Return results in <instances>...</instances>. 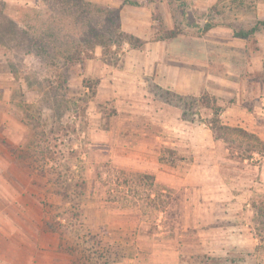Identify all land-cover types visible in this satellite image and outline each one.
<instances>
[{"label": "rangeland", "instance_id": "374dc122", "mask_svg": "<svg viewBox=\"0 0 264 264\" xmlns=\"http://www.w3.org/2000/svg\"><path fill=\"white\" fill-rule=\"evenodd\" d=\"M132 1L0 0V264H264V157L194 101L264 141V26L234 35L264 0ZM116 28L152 43L128 74ZM76 43L92 59L67 62Z\"/></svg>", "mask_w": 264, "mask_h": 264}, {"label": "trees", "instance_id": "16d2710c", "mask_svg": "<svg viewBox=\"0 0 264 264\" xmlns=\"http://www.w3.org/2000/svg\"><path fill=\"white\" fill-rule=\"evenodd\" d=\"M125 4H129L132 6H140V3L137 1H132V0H125ZM264 26V22H260L259 24L257 23L254 25L251 29L246 30V31H234L235 37L238 38H243V39H248L257 32H259ZM211 26H207L209 28ZM180 32H178L176 29L174 30H166L163 32V37L161 39L157 40H168L172 38H176ZM112 43V46L117 47V52H122L123 46L125 44H128L131 49H143L145 48L147 41L141 39L140 37L129 34L126 32H123L120 30V28H116V31L114 35L111 37V40L108 41ZM97 45L101 46L103 48V55H108L111 52V44L107 43L105 39H101L98 41ZM82 43H76L75 49L72 50V54L66 57L67 62H75L77 61L78 63H84L85 59H92L90 55H85L86 57H83V54H85L84 51H82ZM100 81L95 80V81H88L84 80V87L89 88L92 91L93 97L96 95V89L97 86L99 85ZM199 106L204 107L208 110L212 111V118L209 120V126L214 134V138L216 140H223L225 143H227L229 146L233 144L235 146L236 150L235 153L239 159H251V154L257 153L260 156L264 157V141L261 140L259 137L255 136L254 134L249 133L243 128L240 127H231L227 126L222 122L221 119V107L217 104V102L212 99L208 94L202 95L200 98L194 99ZM236 136V137H234ZM55 148V152H51L52 156H57L58 155V149L57 146H53ZM164 151L169 152L173 155L174 152L171 151L170 149H163L161 152V157L159 158L161 162L167 163L169 162L168 157H165L162 155ZM74 150L69 153V156H73ZM173 152V153H172ZM65 155V153H64ZM51 156V155H50ZM57 160V158H56ZM55 164V163H54ZM57 166V165H56ZM69 173H72L74 175V172L71 168L68 169ZM72 175V176H73ZM141 179H152L153 176L151 175H140ZM69 178V177H67ZM68 180H75V177H70ZM73 185V184H72ZM70 185V186H72ZM85 182H82L81 184L74 185L76 188L81 189V193L85 190L84 188ZM154 183H152L151 186H153ZM70 188V187H69ZM253 208L255 212V218L258 223L263 224V218H264V200H258L254 201L253 203ZM258 239L261 241V243H264V236L262 234H258ZM259 248V247H258Z\"/></svg>", "mask_w": 264, "mask_h": 264}, {"label": "crops", "instance_id": "0c3cea01", "mask_svg": "<svg viewBox=\"0 0 264 264\" xmlns=\"http://www.w3.org/2000/svg\"><path fill=\"white\" fill-rule=\"evenodd\" d=\"M149 25L151 26L152 25V23H151V21L149 20ZM152 43H151V41H147V44H146V46H145V48H148L150 45H151ZM128 46L127 48H125L124 49V51L126 52L125 53V68H124V70L123 71H121V72H123L124 74H128V70H129V65H130V62H131V58H130V56L131 55H129V54H132V50H131V48L129 47V45L128 44H125V46ZM124 47V46H123ZM156 60H159L160 59V57H156L155 58ZM115 69V68H114ZM115 70H117V69H115ZM103 81V83H105L106 82V79H103L102 80ZM160 166H163V165H160ZM194 168L192 167V170H193ZM148 172H151V170H147ZM190 177L191 178H194V176H192V175H190ZM183 180V179H182ZM10 244L11 245H13V243H11L10 242ZM9 248H11V246L9 247ZM13 249V248H12ZM11 249V250H12ZM9 250V249H8ZM22 252H25L24 250L22 251ZM31 256H29V258L31 259L33 256H32V254H30ZM26 256L28 257V254H26ZM16 264H18V263H16ZM30 264H32V260H31V263Z\"/></svg>", "mask_w": 264, "mask_h": 264}]
</instances>
